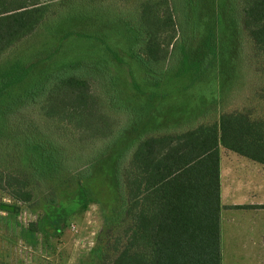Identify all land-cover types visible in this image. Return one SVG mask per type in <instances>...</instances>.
<instances>
[{"label":"trees","instance_id":"16d2710c","mask_svg":"<svg viewBox=\"0 0 264 264\" xmlns=\"http://www.w3.org/2000/svg\"><path fill=\"white\" fill-rule=\"evenodd\" d=\"M216 12L220 30L235 29L228 44L222 37L218 48ZM57 24L64 32L52 34L44 46L31 52L20 49L28 37ZM191 26L206 27L204 44L213 55L219 50L223 62L239 56L242 45L233 37L238 29L245 33L252 42L256 69L264 77V0H0V98L28 79L37 64L44 66L25 93H8L12 101H7V109L14 108L16 100L39 105L46 117L73 125L81 137L104 142L98 154L84 158L73 155L51 131L26 135L25 146L31 150L25 165L32 177L45 181L75 171L81 181L92 175L96 162L121 145L112 163L118 201L103 217L91 264H221L219 143L264 164V115L254 117L250 111L223 113L220 133L214 124L179 134H149L144 98L130 86L146 91L148 76L157 84L183 43L198 40L195 35L187 40L182 32ZM109 33L127 46L124 50L144 71L145 85H129L120 72L108 73L96 57L55 58L57 47L67 39L93 37L106 43ZM108 79L117 85H106ZM93 80L106 92L108 107L124 116L116 118V124L100 110V98L91 91ZM14 178L7 175L9 185L17 184L13 198L31 201L33 191ZM46 201L56 204L55 193Z\"/></svg>","mask_w":264,"mask_h":264},{"label":"rangeland","instance_id":"374dc122","mask_svg":"<svg viewBox=\"0 0 264 264\" xmlns=\"http://www.w3.org/2000/svg\"><path fill=\"white\" fill-rule=\"evenodd\" d=\"M73 23L78 28L77 20ZM61 27V24H57L52 30L47 25L37 34L28 37L20 45V49L31 52L34 48L44 46L52 34L55 37L64 32L58 30ZM55 42L58 45V40ZM64 43L57 47L59 51L55 55L56 59L68 58L77 61L80 56L89 59L96 57L101 60L108 73L120 72L130 80L129 85L132 83V69L134 71L139 69L138 65L133 64L136 63L133 58L125 51L127 46H123L114 33H109L106 43L99 42L93 37L82 41L77 36L67 39ZM2 58L5 59L6 54ZM43 67V63L37 64L34 72L28 76L29 80L15 85L7 92V96L0 98V118L3 120L0 121V172L3 175L0 182V261L6 264H91L90 252L101 231L103 217L118 201L112 163L121 145L108 152L100 162H96L92 175L81 181L77 180L75 171H72L73 173L65 171L45 181L34 179L30 168L25 165L28 164L31 150L25 146L26 135L35 137L39 133L51 131L69 146L73 155L75 153L84 158L90 153L98 154L104 143L103 139L99 138H83L73 125L46 117L40 111L39 105L34 106L24 100H16L14 104L16 106L7 109V101H12L8 93L16 96L25 93L26 85L29 87L34 82L33 79ZM109 80L106 85L115 82ZM91 82L92 93L100 98V110L116 124V118L121 119L124 116L116 115L115 107L112 110L108 107V101L105 99L107 94L100 90L99 81ZM115 84L117 85L116 82ZM263 87L264 81L260 86L261 97H264V90L261 91ZM262 99L264 105V98ZM181 100L187 102L188 98ZM14 141L19 144L16 145ZM1 144L7 145V148ZM74 163H77L76 159ZM10 174L16 177L12 181L18 184H21L20 181L27 183V187L34 193L31 201L20 202L13 198L11 191L13 193L17 189V184L7 183V175ZM53 192L57 202L49 204L46 201L47 195ZM17 206L18 210H15L14 207ZM262 212L264 217V211Z\"/></svg>","mask_w":264,"mask_h":264},{"label":"crops","instance_id":"0c3cea01","mask_svg":"<svg viewBox=\"0 0 264 264\" xmlns=\"http://www.w3.org/2000/svg\"><path fill=\"white\" fill-rule=\"evenodd\" d=\"M216 14L214 39L218 48L222 37L228 44L235 29L220 30L221 18ZM182 32L187 40L193 38L190 35L198 40L183 43L185 48H179L173 61L169 59V71L157 84L148 76L146 91L138 92L132 85V92L144 98L149 134H179L214 124L220 133L223 113L250 111L254 117L264 115V97L259 94L264 77L251 56L250 38L238 29L233 38L242 45L239 56L234 54L223 62L219 50L213 55L205 46L209 34L205 26H191ZM121 78L130 81L122 74ZM131 82L145 85L140 67L131 74ZM183 98H188L187 102ZM219 179L221 264H264V164L219 143Z\"/></svg>","mask_w":264,"mask_h":264}]
</instances>
